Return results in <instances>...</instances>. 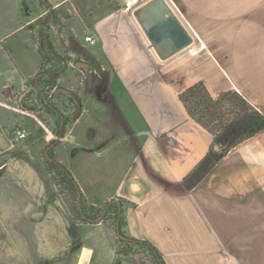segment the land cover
<instances>
[{"label": "crops", "instance_id": "crops-1", "mask_svg": "<svg viewBox=\"0 0 264 264\" xmlns=\"http://www.w3.org/2000/svg\"><path fill=\"white\" fill-rule=\"evenodd\" d=\"M36 1L40 13L24 17L23 0H0L16 22L0 34V218L18 220L20 232L21 219H34L35 248H70L74 264L95 255L76 248L80 239L98 245L101 264H139L116 254L104 222H74L49 155L87 205L119 203L124 232L150 241L166 264H264V129L197 170L214 136L180 98L202 83L214 100L237 92L264 117V0H165L194 39L166 60L136 19L150 0H47L48 10ZM50 10L67 14L61 45L33 26ZM62 55L60 69L42 74L56 78L47 100L39 73ZM77 61L102 67L106 84ZM33 77L38 96L29 98ZM8 88L24 89L19 103ZM17 125L29 130L21 149Z\"/></svg>", "mask_w": 264, "mask_h": 264}, {"label": "trees", "instance_id": "trees-1", "mask_svg": "<svg viewBox=\"0 0 264 264\" xmlns=\"http://www.w3.org/2000/svg\"><path fill=\"white\" fill-rule=\"evenodd\" d=\"M39 2L43 9H50V5L47 0H39ZM22 14L24 17L30 16V5L28 0H23ZM50 14L56 15L57 12L50 10L47 18ZM40 35L44 38L41 31ZM55 58L57 59L58 64H60L59 62L61 61H65V59L61 56H56ZM46 71L50 70H44L41 73L43 74ZM47 83L50 87H54L56 85V78L51 77ZM180 98L189 114L213 134L215 145L221 146L220 151H216L213 147L209 155L203 160L197 170H209L231 148L253 137L256 133L264 129L263 115L251 106L245 99L243 100V98L239 97L235 93L231 92L224 95L219 100H214L206 87L200 83L186 90L181 94ZM247 103L251 107L248 106ZM47 166L53 176V179L59 187L60 194L64 196L65 191H68L71 194L74 201L75 214H73L76 221H80L82 223L89 222L88 219H85L80 215L81 202L83 203L85 215L89 218L95 219L96 216L88 211L84 206L85 200L72 174L63 165L56 162H47ZM112 208H115L116 211L114 218L116 230L120 229L122 234V237L118 236L116 242V254L121 258L131 259L135 255L137 248L146 249L148 253L155 258V264H166L160 251L150 241L133 238L124 232V210L119 206V204L111 203L107 213H109ZM105 220L106 218H104L102 222H105ZM135 261L139 264H147L142 259Z\"/></svg>", "mask_w": 264, "mask_h": 264}, {"label": "rangeland", "instance_id": "rangeland-1", "mask_svg": "<svg viewBox=\"0 0 264 264\" xmlns=\"http://www.w3.org/2000/svg\"><path fill=\"white\" fill-rule=\"evenodd\" d=\"M7 2V1H6ZM29 5H30V15H36L40 13L39 9V4L38 1L36 0H28ZM11 8L12 4L10 3H0V13L3 15V18L1 17L0 20V34L2 35L3 33L9 31L10 29H13L16 26V22L12 19L11 16ZM7 13V14H6ZM48 15V14H47ZM47 15L44 17L40 18L37 20L35 23H33L34 27H37L39 31L42 32L44 38H46L48 41H50L60 44L63 42V34L65 33V18L67 17V14L64 11H59L57 14H50L47 18ZM20 38V37H19ZM51 44V43H50ZM63 59H65V56H61ZM47 63H49L51 66H45L44 70H50L52 68H57L60 69V64H55V62H50L51 59L47 58ZM47 64V65H49ZM41 76L38 78V82H45V89H44V94L43 96L46 97L47 100H49L48 97V92L50 89H48L49 84L47 83L50 78H45L44 76ZM36 77H33L29 80L28 84L34 89L30 94L29 98L37 97V88H36ZM20 91L21 89H17ZM9 90H6L8 92ZM9 93V92H8ZM24 93V91H23ZM22 93V94H23ZM237 94L239 97L243 98L240 94L237 92H232ZM244 100V98H243ZM248 106H250L247 103ZM251 107V106H250ZM33 108V107H31ZM18 126V125H17ZM15 129V128H14ZM13 129V130H14ZM28 130V128H26ZM29 132V130H28ZM13 133V132H12ZM27 141L22 140L21 142H17L18 148L21 149L24 146H27ZM16 154V153H15ZM21 159L23 158L22 155L20 156ZM27 157V155H26ZM57 185V184H56ZM58 187V185H57ZM59 190V187H58ZM60 193V192H59ZM62 196V195H61ZM63 200L65 201L67 207L69 208L74 222L75 223H82L80 221H76V218L74 216V201L71 196V194L68 191H65L64 196H62ZM84 206L87 208L88 211L93 213L96 218H100L104 211L105 208L103 209H96L93 208L89 205L84 204ZM81 207V206H80ZM83 207V203H82ZM73 212H72V211ZM96 210V211H95ZM84 211V209H83ZM5 210L3 211L2 207L0 206V216L2 213H4ZM108 209L103 216L102 220L106 218L105 224L109 227H111L115 233L116 238L118 239V234L116 230V223H115V215L116 211L115 208H112L109 213ZM74 213V214H73ZM81 213V210H80ZM85 213V212H84ZM82 217V213L80 214ZM87 216V215H86ZM88 219H93L89 218ZM101 220V222H102ZM18 221V220H17ZM17 221L15 218H0V264H74L73 263V257L71 256V249L70 248H59L56 253L52 251V253L47 252L45 250L40 251L35 248L34 246V239H35V234L39 232V226H35V220L34 219H29V218H24L21 219L20 222L24 223L23 230L20 232L18 231V226H17ZM21 239L24 240L25 242V247L21 249H18L19 244H21ZM83 245H88L92 247L95 251V255L92 261V264H101L99 257V247L96 243H92L87 241L86 239H80L76 243V248H81ZM41 253V255H40ZM134 261L142 259L144 260L147 264H155V258L148 253L146 249H136L135 255L131 258Z\"/></svg>", "mask_w": 264, "mask_h": 264}, {"label": "water", "instance_id": "water-1", "mask_svg": "<svg viewBox=\"0 0 264 264\" xmlns=\"http://www.w3.org/2000/svg\"><path fill=\"white\" fill-rule=\"evenodd\" d=\"M136 19L148 37L151 46L163 60L169 59L179 52L189 49L194 43L193 36L172 12L165 0L148 1L139 8L136 14ZM77 66L86 70L95 68L93 65L83 61H77ZM95 69L102 77L103 84H106L107 78L102 67L99 66ZM214 148L217 151L221 150V146L219 145H216ZM47 158L50 162H53V159L49 155H47ZM110 204L106 207L103 215L98 219L87 218L83 211L82 202L80 203V210L84 218L88 219L89 222L99 223ZM117 234L119 237H122L120 229L117 230Z\"/></svg>", "mask_w": 264, "mask_h": 264}, {"label": "built area", "instance_id": "built-area-1", "mask_svg": "<svg viewBox=\"0 0 264 264\" xmlns=\"http://www.w3.org/2000/svg\"><path fill=\"white\" fill-rule=\"evenodd\" d=\"M85 40H86V42H88L92 45L95 44V40L91 36L86 37ZM7 90H9L8 91L9 92L8 99L10 101H14V102L19 103L21 100V96H22L24 89L18 91L15 89L8 88ZM13 135H14L16 141H22V140H26L28 138L29 132L24 126L18 125L13 130Z\"/></svg>", "mask_w": 264, "mask_h": 264}]
</instances>
